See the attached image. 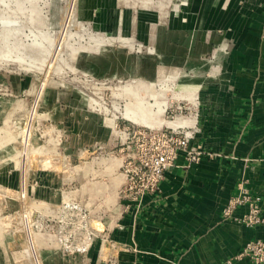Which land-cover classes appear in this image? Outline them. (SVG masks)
Masks as SVG:
<instances>
[{"label":"rangeland","instance_id":"374dc122","mask_svg":"<svg viewBox=\"0 0 264 264\" xmlns=\"http://www.w3.org/2000/svg\"><path fill=\"white\" fill-rule=\"evenodd\" d=\"M182 3L0 0V264H90L103 230L62 203L64 158L191 115L174 111L175 87L206 62L172 35Z\"/></svg>","mask_w":264,"mask_h":264},{"label":"crops","instance_id":"0c3cea01","mask_svg":"<svg viewBox=\"0 0 264 264\" xmlns=\"http://www.w3.org/2000/svg\"><path fill=\"white\" fill-rule=\"evenodd\" d=\"M175 16L172 35L200 49L183 56L206 63L175 87L174 99L191 115L152 128L191 130L192 143L212 158L186 166L178 156L155 194L126 207L119 191L127 134L120 132L118 143L114 137L68 152L62 203L88 211L105 232L96 234L86 263L251 264L236 256L247 241L264 239V223L246 228L236 221L246 206L222 216L245 185L264 218V0H185ZM105 241L114 247L103 256L99 245Z\"/></svg>","mask_w":264,"mask_h":264},{"label":"built area","instance_id":"2783aa9c","mask_svg":"<svg viewBox=\"0 0 264 264\" xmlns=\"http://www.w3.org/2000/svg\"><path fill=\"white\" fill-rule=\"evenodd\" d=\"M174 107L175 112H184L185 107L179 103ZM127 130V139L120 149L121 172L125 181L119 191L120 200L125 202L126 207H139L144 196L155 194L165 171L174 165L178 156L183 157L186 166L200 163L205 156L212 158L211 154L192 143L194 133L191 130L134 125ZM243 206L247 207V212L236 219L237 222L246 228L264 223L259 199L252 196L245 185H239L237 194L227 201L222 216L228 217ZM236 259H246L251 264H264V239L255 238L244 243Z\"/></svg>","mask_w":264,"mask_h":264},{"label":"bare ground","instance_id":"6f19581e","mask_svg":"<svg viewBox=\"0 0 264 264\" xmlns=\"http://www.w3.org/2000/svg\"><path fill=\"white\" fill-rule=\"evenodd\" d=\"M137 120H138V122L139 123H141V124H144L142 121H141V119H139V118H137ZM147 126H149V127H152L153 126V124H151V123H145ZM169 125H170V123H169Z\"/></svg>","mask_w":264,"mask_h":264}]
</instances>
